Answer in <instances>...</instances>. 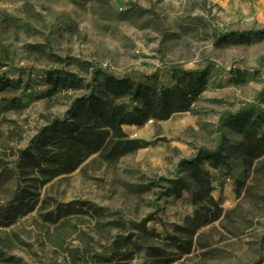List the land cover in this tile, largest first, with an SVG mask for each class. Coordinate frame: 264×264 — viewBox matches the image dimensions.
<instances>
[{
  "label": "rangeland",
  "instance_id": "rangeland-1",
  "mask_svg": "<svg viewBox=\"0 0 264 264\" xmlns=\"http://www.w3.org/2000/svg\"><path fill=\"white\" fill-rule=\"evenodd\" d=\"M228 35L250 38L255 44L221 49L219 42ZM261 37L264 0H0V62L6 67L1 74L22 83L0 96V215L13 203L18 186L33 187L16 169L20 153L34 147L40 131L63 120L71 102L83 96L61 95L48 102L46 71L64 69L86 77L73 67L40 61L29 48L44 49L62 60L96 64L118 77L154 76L166 89L176 85L171 69L201 73L207 83L191 113L125 129L130 141L151 144L147 150L114 168L92 159L70 177L39 192L30 189L40 196V204L16 226L0 229V260L71 264L66 251L81 247L79 235L95 237L87 225L74 223L78 230L65 233L49 229L40 218L48 213L40 212L46 200L57 206H95L111 217L105 223L140 224L156 215L157 222L147 228L163 237L183 227L196 208L188 193L165 195L163 181L176 179L181 161L214 152L220 131L231 147L239 143L225 127L227 116L251 108L264 113ZM2 48L8 51L9 62ZM13 102L19 103L18 110ZM219 166L214 171L205 164L215 188L212 196L224 210L238 212L208 233L213 255L206 264H264V186L248 197L242 186L251 185L253 168L232 161ZM151 184L158 187L149 194L135 192ZM157 208L162 212L157 214ZM134 264L151 262L141 256Z\"/></svg>",
  "mask_w": 264,
  "mask_h": 264
},
{
  "label": "trees",
  "instance_id": "trees-1",
  "mask_svg": "<svg viewBox=\"0 0 264 264\" xmlns=\"http://www.w3.org/2000/svg\"><path fill=\"white\" fill-rule=\"evenodd\" d=\"M263 41V37L258 39L259 43ZM254 44L250 38L228 35L221 38L218 46L227 50ZM1 50L4 60L9 62L8 51ZM28 52L57 67H73L86 78L64 69L44 73L48 102H55L61 95L83 93V96L71 102L63 120H54L40 131L34 147L20 153L16 169L19 176L33 187L18 186L13 203L0 215V229H10L36 212L40 196L32 194L30 189L39 192L54 181L72 176L92 159L114 168L123 159L147 150L151 144L130 141L125 129L166 123L176 115L189 114L207 88L201 73H179L171 69L176 85L166 89L154 76L131 74L118 77L96 64L62 60L41 48H29ZM5 68L0 62V96L22 84L3 76L1 73ZM18 105L13 102V109L18 110ZM225 127L239 140L237 145L231 147V142L220 131L214 152L181 161L176 179L163 181L167 184L165 195L188 193L196 208L194 216L186 218L183 227H176L172 236L163 237L147 228V224L157 222L156 215H150L140 224L105 223L111 217L104 210L82 203L57 206L50 200L43 201L40 212L48 213L40 216L42 222L60 233L78 230L74 223L93 228L94 238L80 234L78 242L81 247L66 251L71 264H134L141 256L151 264H206L213 255L208 233L238 210L226 211L213 198L215 188L205 164L214 171L220 169L221 162L226 164L228 161L253 168L251 185L242 186L248 197L254 195L255 189L264 186V113L251 108L229 115ZM1 164L0 161V167ZM156 187L157 184H151L135 192L146 195ZM161 212L157 208V214ZM9 263L11 260H0V264Z\"/></svg>",
  "mask_w": 264,
  "mask_h": 264
}]
</instances>
